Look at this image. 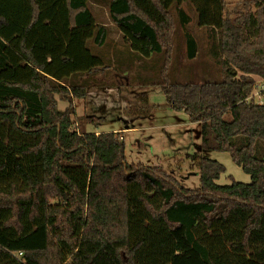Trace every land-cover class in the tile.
Segmentation results:
<instances>
[{"label": "trees", "instance_id": "1", "mask_svg": "<svg viewBox=\"0 0 264 264\" xmlns=\"http://www.w3.org/2000/svg\"><path fill=\"white\" fill-rule=\"evenodd\" d=\"M89 2L0 0V264H264V104L251 98L253 78L264 83V0L232 19L224 0L107 1L129 48L122 61L161 55L155 85L167 106L250 179L219 185L224 167L200 158L196 189L127 164L119 133L73 128L74 100L107 67L93 52L109 29ZM184 3L209 32L217 81L169 78L172 9L188 58L196 53Z\"/></svg>", "mask_w": 264, "mask_h": 264}, {"label": "rangeland", "instance_id": "2", "mask_svg": "<svg viewBox=\"0 0 264 264\" xmlns=\"http://www.w3.org/2000/svg\"><path fill=\"white\" fill-rule=\"evenodd\" d=\"M107 1L89 2L96 21L109 29L107 53L104 51L107 45L93 52L107 67L93 74L85 98L74 100L77 121L73 128L91 134L119 133L127 164L158 167L188 189L198 187L197 162L200 158L215 160L224 167L225 172L217 184L229 185L232 181L248 184L249 176L231 161L227 153L202 149L199 123L191 122L184 112L173 111L167 106L155 85L159 81L161 55L141 58L131 54L132 61L128 58L122 61L129 48L108 18ZM245 1L224 0L223 16L232 19L241 14ZM181 8L189 17L186 30L196 41V53L194 58H188L184 30L172 9L177 24L169 78L177 83L217 81L219 68L208 53L209 32L196 26L195 15L187 3ZM115 50H118L116 56ZM115 58L119 62L115 63ZM253 79L255 86L251 98L255 104L262 105L264 83L256 77ZM56 99L58 109L63 110L67 104L59 97Z\"/></svg>", "mask_w": 264, "mask_h": 264}, {"label": "crops", "instance_id": "3", "mask_svg": "<svg viewBox=\"0 0 264 264\" xmlns=\"http://www.w3.org/2000/svg\"><path fill=\"white\" fill-rule=\"evenodd\" d=\"M96 134H98V132Z\"/></svg>", "mask_w": 264, "mask_h": 264}]
</instances>
